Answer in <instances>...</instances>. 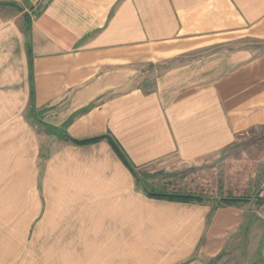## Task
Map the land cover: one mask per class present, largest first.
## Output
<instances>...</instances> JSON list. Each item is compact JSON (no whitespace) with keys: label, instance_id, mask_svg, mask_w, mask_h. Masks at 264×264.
Returning a JSON list of instances; mask_svg holds the SVG:
<instances>
[{"label":"crops","instance_id":"obj_1","mask_svg":"<svg viewBox=\"0 0 264 264\" xmlns=\"http://www.w3.org/2000/svg\"><path fill=\"white\" fill-rule=\"evenodd\" d=\"M245 39L264 42V0H0V264H181L264 223V179L215 208L149 197L107 138L62 136H108L147 180L264 141V46Z\"/></svg>","mask_w":264,"mask_h":264},{"label":"rangeland","instance_id":"obj_2","mask_svg":"<svg viewBox=\"0 0 264 264\" xmlns=\"http://www.w3.org/2000/svg\"><path fill=\"white\" fill-rule=\"evenodd\" d=\"M235 45V43L227 42L207 46L188 56L180 57L179 61H196L214 52L235 49ZM237 46L257 49L263 47L264 42L245 39ZM249 134L245 135L241 142L238 140L239 143L236 147L228 149L220 156L212 155L206 159L191 162H181L175 158H169L159 165L143 169L144 173L147 172L148 182L156 183L159 186L192 191L206 197L210 196L209 200L212 205L217 203L221 195L254 198L256 197L254 195L256 188L252 190L254 193H250V187H256V184L264 179V141L251 145ZM247 205L248 211L256 208L264 209L261 206L262 202H253L252 200ZM260 213L263 215L264 222V212L260 211ZM244 225V232L228 236L224 252L219 258H214L218 254L211 259L194 254L181 264H250L251 255H256L258 247H261L264 252V223L258 222L253 227L252 224H249L247 228Z\"/></svg>","mask_w":264,"mask_h":264},{"label":"trees","instance_id":"obj_3","mask_svg":"<svg viewBox=\"0 0 264 264\" xmlns=\"http://www.w3.org/2000/svg\"><path fill=\"white\" fill-rule=\"evenodd\" d=\"M62 136L64 137V139L69 140L75 144H85V143L94 142V141H97L103 138H107L111 142L112 148L114 149L116 154L119 156L121 161L132 172L135 178L136 184L140 186L142 190L145 192V194L149 197L174 200V201H183V202H203L209 199L208 197L198 194L196 192L184 191L181 189H169L168 187L161 186V185L159 186V185H155V183L148 182L147 178L139 174V172L136 170V167L128 160L126 155L122 152V150L115 143V141L111 140L106 135H100V136H95V137L85 138V139L72 138L66 133H63ZM248 200H249V197L227 195V196L220 197V199L214 205V208L220 205L236 204L239 202H246ZM220 256H221V253L215 256L214 258H219Z\"/></svg>","mask_w":264,"mask_h":264}]
</instances>
